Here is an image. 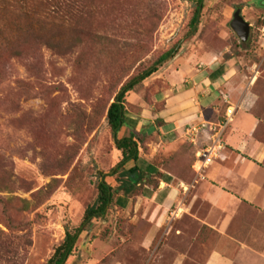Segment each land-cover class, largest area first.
Returning a JSON list of instances; mask_svg holds the SVG:
<instances>
[{"label":"rangeland","instance_id":"1","mask_svg":"<svg viewBox=\"0 0 264 264\" xmlns=\"http://www.w3.org/2000/svg\"><path fill=\"white\" fill-rule=\"evenodd\" d=\"M258 1L203 0L192 29L195 0H90L89 14L54 27L58 48L37 45L34 33L25 37L23 53L39 54L36 73L2 54L0 264H47L66 229L80 226L95 202L101 174L113 188L112 202L82 227L65 264H174L180 257L181 264H202L214 233L207 225L210 207L200 197L210 166L196 176L187 144L179 141L170 149L160 144L155 128L144 135L141 152L158 166L174 162L176 175L187 185L153 231L158 206L138 199L143 185L131 191L132 206L122 209L116 203L120 189L115 183L125 177L114 174L121 153L106 111L125 81L177 46L175 56L213 53L234 59L243 73L253 75L251 88L258 96L253 113L264 115V6ZM237 9L251 26L246 42L230 26ZM174 57L127 93L124 106L130 116L154 119L143 110L163 109L156 95L167 86L166 69ZM154 122L159 127L160 118ZM220 158L215 164L224 163ZM159 176L149 177L148 184L156 189ZM146 233H157L150 247L142 244Z\"/></svg>","mask_w":264,"mask_h":264},{"label":"crops","instance_id":"2","mask_svg":"<svg viewBox=\"0 0 264 264\" xmlns=\"http://www.w3.org/2000/svg\"><path fill=\"white\" fill-rule=\"evenodd\" d=\"M166 70H170L165 80L167 86L156 95V99L163 101V109L158 113L143 110V114L153 115L154 119L136 118V131L141 135H150L155 128L160 144L172 149L181 141L189 146V151L193 150L194 158L197 147L187 140L185 128L204 120L221 119L228 106L223 96L237 106L224 134L225 150L220 158L224 163L214 161L210 165L208 180L200 188V197L210 207L207 225L214 231L207 241L208 251L202 264H264V115L258 117L253 113L258 99L251 88L253 75L243 73L234 59L222 60L213 53L178 54ZM157 118H160L159 127L154 122ZM126 130L129 129L123 126L119 132L124 135ZM140 148L138 161L130 160L124 168L137 164L148 177L160 173L156 177L157 188L144 184L142 196L138 197L158 206L153 226L156 231L179 201L182 187L187 185L176 175L174 162L166 167L158 166ZM186 157H190L189 152ZM126 178L115 183V189H120L116 203L122 209L132 206L131 192L125 193L124 189L134 187L136 180L131 176L129 184ZM139 185L140 182L136 184ZM156 235L146 233L143 246L150 247ZM201 247L200 243L196 244V250ZM182 258L174 264H181Z\"/></svg>","mask_w":264,"mask_h":264},{"label":"trees","instance_id":"3","mask_svg":"<svg viewBox=\"0 0 264 264\" xmlns=\"http://www.w3.org/2000/svg\"><path fill=\"white\" fill-rule=\"evenodd\" d=\"M258 4L264 6V0H259ZM92 8L93 5L90 0H0V57L3 54L8 55L9 58L19 59L29 71L36 73L40 68L38 63L40 60L39 54L37 52L31 55L23 53L21 45L26 41L25 37H29L30 33H34L37 45L58 48V37L55 32L52 33L54 27L71 24L78 17L77 15L89 14ZM202 8L203 0H195L194 12L190 20L192 29L198 21ZM73 42L75 44L79 43L75 40ZM176 48L177 46H174L163 52L150 66L140 70L125 81L107 108L106 120L113 134L116 148L121 153V159L114 170V174L121 175V178L127 177L126 182L129 184L132 182L131 176L136 177L135 186L125 188V193L131 192L138 182L143 186L151 183V178L146 176V173L137 164L129 169L124 168L128 161H138L139 147L144 141V136L136 131L138 120L131 117L124 106L125 97L129 91L136 88L154 73L160 64L170 56L174 57L177 53L175 52ZM2 72L3 70L0 68V77ZM123 126L129 129L128 134L118 137V133ZM100 177L95 202L86 209L80 226L75 228L74 231L66 229L63 242L55 249L47 264H65L72 254L78 235L83 231L82 227L90 224L94 217L103 215L112 202L113 188L104 179L103 174Z\"/></svg>","mask_w":264,"mask_h":264},{"label":"built area","instance_id":"4","mask_svg":"<svg viewBox=\"0 0 264 264\" xmlns=\"http://www.w3.org/2000/svg\"><path fill=\"white\" fill-rule=\"evenodd\" d=\"M228 104L224 114L218 121H201L189 124L185 128L187 140L196 145L197 149L191 165L196 176H202L204 171L219 157L225 150L224 134L232 123L237 106L230 102L229 97L223 96ZM202 137L205 140H202Z\"/></svg>","mask_w":264,"mask_h":264},{"label":"water","instance_id":"5","mask_svg":"<svg viewBox=\"0 0 264 264\" xmlns=\"http://www.w3.org/2000/svg\"><path fill=\"white\" fill-rule=\"evenodd\" d=\"M230 26L242 42H246L248 40L251 26L250 23H248L241 15L240 9H237L234 12L233 18L230 21Z\"/></svg>","mask_w":264,"mask_h":264}]
</instances>
